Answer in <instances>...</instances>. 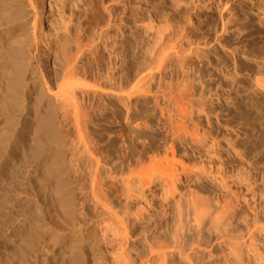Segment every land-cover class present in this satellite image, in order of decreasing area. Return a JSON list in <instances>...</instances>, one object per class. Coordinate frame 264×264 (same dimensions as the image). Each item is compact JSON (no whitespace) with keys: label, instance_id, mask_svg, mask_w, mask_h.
<instances>
[{"label":"rangeland","instance_id":"obj_1","mask_svg":"<svg viewBox=\"0 0 264 264\" xmlns=\"http://www.w3.org/2000/svg\"><path fill=\"white\" fill-rule=\"evenodd\" d=\"M97 1L99 9L96 14H92L94 16H90L89 20H84L85 11L83 8H72L75 9L76 13L71 15L69 21L68 16H70L71 10L69 7L65 8L64 11L54 9L48 12V18L44 24L46 37L44 38L45 41L40 44V48L47 51L48 56L45 62L48 69H55L54 60L59 58L57 56L60 55L62 50H65L71 44L72 38L70 35H72V31L78 28L77 24L83 22L88 37L99 38V42L97 40L99 52L96 51L99 66L97 65L96 68L100 67L98 69L101 70L100 74L103 75V78H108L105 82L106 79L103 80L101 76L102 80L100 79V81L105 85L108 84L110 78L112 82L113 80L129 81L127 88L133 92V96L131 95L130 100H128L129 102L122 97L103 94V96L98 97V101H95V104L98 105L94 104L97 107L96 109H94V105L91 106L92 109H90L91 107L88 108L90 105H85V107L88 106L85 111L88 109L89 114L92 112L90 122V128L93 129L92 138L96 141L104 159L109 164L119 165L123 156L131 160L139 154L143 155L145 152L144 156L146 154L150 156L152 153L157 152L159 154L156 153L155 155L161 157V153H164L165 148L170 145L173 136L169 122H166L168 121L167 118L163 117H167L168 111L166 108H168L169 98L167 97L168 101H166L163 95L165 94L164 91L171 85V81L175 87L177 80L182 81L187 78V75L200 78L199 81L204 83L200 84H203L204 87L199 86L200 84L197 83L199 85L196 87L195 93L196 96L203 94V100L207 102L211 111L209 112V122L204 119L203 115L198 113L197 109H194L195 112L192 116L195 119L193 123L196 124L197 121L201 124H199L201 135L204 134L205 129L209 131L204 142H193L188 133L186 137L180 138V140L176 138L177 142L174 138L172 139L174 143H178L177 147L179 146V149H177L178 159L188 163L191 167L197 165L198 170L202 168L201 166H203L202 169L206 167L209 172L211 171L210 175L203 174L201 170L197 171L194 168L198 173L201 172L200 175L203 174L201 180L204 181L197 183L193 181V177L190 180L187 178V184H184L181 188L183 199L180 205L172 199L169 205L163 207L164 201L159 194L155 197L148 196L151 203L148 208L145 201H143L145 204L142 201L133 203L134 209L138 205L142 209L146 207L141 211L142 215L140 216L146 217L147 222H142L144 225L142 223L141 225L137 218L132 219L134 233L129 243L134 247L141 248L145 232L150 236L155 225L161 230L169 231V229H175L177 226H185V228L194 231L198 225L197 219H199L202 221L203 227L206 229L211 227L212 229L211 233L208 231L209 236L204 233V239L212 246H218L221 238L218 235L217 238L214 234L217 227L213 222L211 224V220L219 215L223 217L222 225L219 227L220 230L226 228L237 236L232 239V244L247 241L248 230L254 229L253 226H256L258 220L257 224H264V92L261 93L260 85L258 86L259 79L264 78L262 77L264 76V0ZM227 3L232 9L230 12L225 7ZM81 18L84 21H81ZM181 29H183L181 34L186 33L190 36L187 37L190 38L188 42L187 39L184 41V44L186 45L185 42H187L188 45V48H186L189 49L191 42L194 49L195 46L198 47L196 49L200 51L199 58L203 56L206 59L202 57V61L200 59L196 63L197 59H194V57H198L194 55L198 56L197 53L199 52H196L195 49L196 54L192 50L194 57L191 55L189 61L186 62L185 69L189 68V71L185 70V73L188 74H182L184 72L177 63V66H175L173 62L168 63L167 67L172 66L168 70L165 68L164 72L163 70L159 71L164 73L162 76L154 68V72H156L154 74L155 80H152L153 82L150 80L148 82L150 84L146 85L150 89L141 86L145 92L140 89V91L137 90L139 94L136 95L138 93L136 91L138 89L137 80L141 77L142 71V75L148 71L147 68L152 62L150 60L153 59L152 57L156 59L158 57L156 52L161 50L158 48L157 51L151 52L152 48L156 49L159 46L158 44H161L158 43L155 47L154 43L169 34L168 36L172 35L171 38L174 39L170 43V46H172L173 42H178L176 36ZM181 34L178 35L179 38ZM5 36L6 46V40L10 41L13 36V39H17L14 31L12 33L10 31ZM169 37H166L168 40L161 38L162 40L158 42L163 44L169 41ZM104 38H107L110 42L111 40H117L123 43L122 49L119 46V51H117L122 55L118 59L116 58V61L114 56L110 59V53H108L109 51L103 43ZM162 44L160 45L161 48H164V45L165 47L169 45V43H167L168 45ZM170 46L167 49L171 48ZM152 53L155 56H152ZM148 54L152 55L149 56ZM88 58L85 57L87 65L89 64ZM191 59L194 61H191ZM111 60H114L112 61L114 63ZM10 65L7 66V69L0 68V75L3 70H6L4 72L6 73L7 70L12 68L11 72L9 70L11 74L15 68L13 64ZM175 67L178 68L173 70ZM127 68L131 69L127 70ZM189 72H191V75ZM8 73L5 77H3L5 74L1 75L2 78L0 77L1 104L6 101L3 95H5L7 84L15 77L13 75L15 72L12 73V77ZM128 75H131V79ZM163 88L166 89L163 90ZM146 89L148 90L146 91ZM153 95L158 96L159 101ZM163 98L164 100H162ZM195 100L198 101L197 98ZM197 101L194 102L196 106ZM9 103L11 104V102H8L4 106L0 104V145L3 143V146H0V264H92L93 260L98 261V254L93 253L98 249L96 247L91 248L92 246H84L86 248H82L83 254L80 256L71 255L74 253L71 251V242L73 241L71 239L74 236L73 234V237L71 234L69 235V230L63 225V205H60L57 197L52 193L55 183L51 179V181L46 180L45 177L48 157L46 153L40 157L36 156L38 145L42 146L44 144L43 146L46 145L47 147L49 144L48 148L49 146L51 149L54 147H52V134L47 130L52 129L48 128L50 125L47 124L48 127L46 126L45 129L43 127L41 133L36 132V129L40 130L38 124L43 110L32 103L31 106L29 105L28 111H31L29 115L25 112L22 114V110L18 111V108L10 107ZM127 113L129 117L126 115ZM190 123L192 124V122ZM56 124L59 134L57 135L61 143L59 157L63 159L62 165H64L60 169L62 170L60 175L67 178L69 184L68 187L66 184L68 189L66 187L64 189L67 191L71 189L70 193L74 198L72 200L75 202V206L79 208V212L82 211L83 216L88 215L86 219L90 220L91 217L92 220L93 216V220H95L94 218H97L98 212L95 217L94 214L97 210L94 209L93 202L89 199L91 197H87V193L82 189L83 184L81 185L86 178L83 175L85 173H82L84 169L81 171L78 169L79 167L76 166L77 168H75L74 165L76 161L73 157V151L75 150L73 144H76L74 140L77 139V132L71 125L72 123L65 121L60 114L57 116ZM22 142L24 143L22 144ZM182 154H186L188 158L182 157ZM220 168L225 176L223 178L220 176ZM224 178H226L227 183L222 182ZM190 190L193 191H191L192 193L197 192L201 197L206 196L210 200L209 205L211 206L209 208H211V212L208 221L205 220L203 223L202 209L195 210L190 204V198L194 197ZM113 194L117 201L122 203L123 197L118 186L113 190ZM76 204L80 206L84 204L86 207H83L86 213L80 210V206L78 207ZM93 230L91 233H86V235H91L93 241L95 238L92 235L96 237V242L99 240L100 245L97 243V247L101 248L100 250L107 256L105 257L110 260L112 256L109 254V244L101 239L98 229L93 228ZM211 234L214 236H211ZM257 238L259 242H264V236L260 237L259 235ZM90 253L94 254L95 259H92L94 256ZM246 255L247 251H244L243 256Z\"/></svg>","mask_w":264,"mask_h":264},{"label":"bare ground","instance_id":"obj_2","mask_svg":"<svg viewBox=\"0 0 264 264\" xmlns=\"http://www.w3.org/2000/svg\"><path fill=\"white\" fill-rule=\"evenodd\" d=\"M97 3V0H0V68L7 69V66H9L10 64H13L15 68H13L14 71L12 72H15L13 74L15 77L10 83L6 82L8 84L6 86L5 95H3V98L6 101L11 102L12 105L9 103L10 107L12 106L15 109L18 108V111L22 110V114H24L25 112L27 115H29L31 111H28V109L29 105L32 103L33 105L36 104V107H40V110H43L42 114L40 113V123L38 121L39 126L36 125L40 129V132L36 129V132L38 134L41 133V129H43V127L45 129L49 125L52 126L48 127L50 129L52 128L51 130H47L52 134V137H50L52 138L53 145H51L52 147L54 146L53 149H51L50 146L48 148L49 144L47 145V147L46 145L43 146L44 144L42 146L38 145V152L36 151V156L40 157L43 156L44 153H46V156L48 157V165L45 177L46 180H53L55 183V188L54 190H52V193L57 197L60 205H63L64 207L63 208L62 206H60L62 207V214L65 218H62L63 225H65L66 229L69 230V235L71 234L72 236L73 234L74 236H72L73 238L71 239L73 240L71 242V251H73L74 253L71 255H82V248L85 249L86 247L84 248V246L87 245V247L92 246L91 248L96 247L98 249L97 251L93 250V253L98 254V258L96 257L98 261H95L96 259L94 254L90 253L94 256H92V259H95L93 260V262L95 261L94 264H264V242H259L257 238L259 235L260 237L264 236V224H257L259 222L257 218L256 219L258 221L255 219L257 223L254 221L256 223V226L254 225L253 227L255 228L249 229L247 232V241L244 240L243 243L237 242L238 244L231 243L232 239L237 237L234 232L228 231V229L226 228L220 230L219 227L220 225H222L223 219V217L220 215L212 218L211 220V224L213 222V224H215V226L217 227V229H213L215 231V233H213L216 234L217 238L218 236L219 238H221L218 246H212V244L207 243V240L204 239V233L209 236L208 231L211 233L212 229L211 227L208 229L203 227V224L201 223L202 221L199 219H197L198 225L194 231L189 228H185V226H177L175 229H169V231L161 230L160 228H157L158 226L155 225L151 231L150 236H148V233L145 232L143 246H141V248L134 247L129 243V240L134 233V223L132 224V219L137 218V221H140V224L142 222L145 223V221L147 222L146 217H142L140 215H142L141 211H143L144 208L146 209V207L148 208L151 205L148 200L149 195L155 197L159 194L160 198L164 201L162 205L163 207L169 205L172 199H174L175 202L180 205L183 199V191L181 188L184 186V184H187L186 180H190L193 177V181L201 183L202 181H204L201 180V175H203L204 173L210 175L211 171L209 172L205 166L204 169H202L203 166H201V169L200 167H198L203 173L200 175L201 172H197L200 171L197 169V165L191 167L188 163L184 162L181 159H178L177 157L179 156L177 155L179 154L177 152V149H179V146L177 147L178 143L176 142L177 139L180 140V138L186 137L187 133L192 137L191 139L193 142H204L206 140L205 137L209 134V131L205 129L204 134L201 135L199 131L201 124L197 121L196 124L193 123L195 122V119L192 116L195 112L194 109H197L198 113L203 115L204 119L209 122V112L211 111L209 105H207V102L203 100V94L201 93L199 96H196V87L200 83H203L199 81L200 78L198 79V77L195 76L196 74L194 75L195 77L190 76L191 78L188 75H185L187 78L185 77L186 79H181L182 81L177 80L178 82L176 81L177 85L175 84V87L174 85H172L171 81V85L169 84V87L166 85V87H168L167 89L165 88L166 90L163 88V90H165V94L161 93L162 95L164 94L163 96H165L164 98L166 99V101L169 100V102H167L168 108H166V110L168 111L167 117L163 116V112L162 116L167 118L166 120L168 121L166 122H169L168 124L170 125L169 127L171 130V134L176 142L174 143V141H172L173 138L171 137L172 142L170 141V145L168 144L169 146L165 148L164 153L160 152L161 157L155 155L157 152L155 154L152 153V155L150 156L149 154H146L148 155V157H146V155L144 156V154L146 153L145 152L143 153V155L139 154L137 157L131 160L129 158L128 160L123 156L119 165H114L111 163L109 164V162L104 159L96 141L92 138L93 129L90 128L92 112L89 114L88 109L85 111V108H87L89 105L90 106L88 108H90L91 106L93 107L95 101H98V97L103 96V94H111L117 97H122L124 98V100L126 99V101L129 102L128 100H130L131 95L133 94V92H131L127 88L129 81L127 80L126 82L125 80L124 82L123 80H113L112 82L110 81V78V83L108 81L107 85L100 81L101 76L103 78V75L100 74L101 70H98L100 69V67L96 68L98 65L96 56L98 54L96 53L99 52V34L97 35L98 39H96V37H88L87 29L86 26H84L83 22L77 24L78 28L76 29L75 27L76 30L72 31V35H70L72 38H70L72 40L71 44L66 47L65 50L61 49L62 52L59 56H57L59 58H55L56 60H54V64L56 66L58 65V67L54 65L55 69H48V65L45 62L48 56L47 51L41 50L40 48V44L45 41L44 38L46 37L44 34V24L45 20L48 18V12H51L54 9L64 11L65 8L69 7L71 8L69 13L70 16L67 15L69 19L66 18L69 21L70 17H72L71 15H73V13H76L75 9L72 8H83V10L85 11V18H83L84 20H89L90 16H94L92 14H96L99 9ZM227 4H225V7L226 9L228 8L230 12V10L232 9L230 8L229 4ZM83 18H81V21L83 20ZM226 28L227 26L225 27V30ZM182 30L183 29L178 32V35L181 34ZM10 31L11 33L14 31V34H16V38L18 40L13 39V36L10 41L6 40V46L4 36L8 35ZM173 34L175 35V33ZM168 35L166 37H169ZM178 35H175L176 38H178V42H173L172 46H170V43L174 40L171 38L172 35L169 37V41L163 43H169V45L167 44V47L170 46L171 48L167 49L165 45L164 48L162 47L163 49L161 48L160 45L162 44V42L158 41L162 40L161 38L163 37H161L157 41V43H154L155 47H157L156 45L158 43L161 44H158L159 46L156 49L152 48L153 50H151V52H154L155 50L157 51L158 48H160L161 50L159 52H156V54L158 53V57H156V59L152 57L154 59L153 60L150 57L152 59L150 60L152 61L149 65L150 68L146 64L148 67H146L148 71H146L143 75L142 71L141 77L137 80L138 82H136L138 84V89H136V91H140L141 89V91L145 92V90L141 86H145L144 88L150 89L146 85L150 84L148 83L150 82V80L151 82H153L152 80H155L154 74L156 72H154V68L157 69L156 71L158 72L160 70H163L164 72L165 68H167L168 70V68L172 67H167L168 63L170 62L175 63V66H177V63L182 72H184L182 74H188L185 73V70L189 71V68L185 69L187 64L186 62L191 55L193 56L192 52L198 47L195 46L194 49V46L190 42V44H188L191 46L189 47V49H187V42L190 39L187 37L189 35H187L186 33H182L180 35V38ZM166 37H164L165 40H168V38L166 39ZM12 40L14 41L15 45ZM185 40L187 41L185 42L187 46L184 44ZM103 41L104 46L109 51L107 52L110 53V59H112V56H114L116 61V58L118 59V57L122 55L117 51H119V46H121L122 49L123 43H120L117 40H111L110 42L107 38H104ZM105 47L104 49H106ZM196 52H199L197 53L199 55L194 56L199 58V49H196ZM196 52L194 51V54H196ZM202 55L206 56L205 54ZM152 56H155V54H153ZM85 57H89L88 65L85 63ZM202 57L199 59L194 57V59H197L196 63L200 59L202 61ZM119 60L121 61V58ZM192 60L193 59H191V61ZM112 61L114 60H111V62ZM177 68L178 67H175L173 70H176ZM11 69H9L10 72ZM128 69L130 70L131 68H127V70ZM9 70H7L6 73H4L6 70H3V73L1 72V75L3 76L5 74L3 76L5 77ZM10 72L8 74H10ZM161 72H159L158 74L160 75ZM12 73L10 74V77L13 76ZM189 73L191 75V72ZM162 74L164 73H161L160 76H162ZM261 74L263 75L262 72ZM128 76L129 79H131V75ZM107 80L108 78L105 80V82ZM203 84H200L199 86L202 87ZM258 86L260 87V90H262L261 93L264 92V78L259 79ZM148 89H146V91ZM138 94L139 92L136 95ZM143 94L145 95V93ZM153 97L157 98V101H159L158 96L153 95ZM164 98L162 100H164ZM196 98L198 99V101L195 100ZM6 101L3 103L5 104ZM196 101L197 106L194 104V102ZM7 103L5 105H7ZM4 104L1 105L4 106ZM87 104L88 106L85 107V105ZM92 107L90 109H92ZM96 108L97 107H95L94 109ZM160 110L164 111L163 109ZM128 113L126 115H128ZM58 114L62 115L65 121H68L70 124L72 123L71 125H73L77 132V139L74 140L76 144H73L75 149H73V157L76 161L74 165L75 168L79 167L78 169H80L81 171L82 169H84L82 173H85L83 175H85L86 178L84 179V176L82 175L84 181H82L83 183H81V185L83 184L82 189L87 193V197H91L89 199L92 200V204L95 207L94 209L97 210H93L96 211L94 216L98 212L97 218H94L95 220H93V216L92 220L91 217L89 218L90 220L86 219L88 215H84V217L82 215L83 212H79V208L75 206V202L72 200L74 198L70 193L71 189H69V191L64 189L66 187V184L67 187L69 186V184L67 178L60 175L62 173V170L60 169L61 167H64V165H62L63 159L59 157V153L61 152V143L59 142L60 139L58 136V128L57 126H55V124L57 123ZM190 122H192V124ZM197 124L200 125L198 126ZM47 130L43 131L48 132ZM23 143L24 142H22V144ZM0 146H3V143ZM153 151L155 152V150ZM185 153L187 154V152ZM186 154H182L181 156L184 158H188V154ZM194 168H196L197 171H195ZM220 172L219 173L221 178L225 177L223 171H221V168ZM215 174L217 175V173ZM205 177L208 176L206 175ZM222 180V182L227 183L226 178ZM117 186L121 189V196L123 197L122 203L117 201L113 194V190ZM204 186L205 184L203 185V188ZM191 191L192 190H190V193L192 195L194 194V197H192V199L190 198V204L195 210L199 208L202 209L201 216L203 217L204 223V221H208L210 217V200L206 196L201 197L197 192L192 193L193 191ZM136 201H142V203L143 201H145L147 206L143 207L142 209L138 205L136 209H134L133 203H135ZM79 206L80 205H78V207ZM83 206L85 205L81 204L80 210L84 211ZM144 223L142 224L144 225ZM93 228L98 229L99 233L101 234V239L109 244V254L112 256L110 260L106 258L107 256L102 252V250H100L101 248L99 249V247H97V243L99 242V240L98 242H96V237L92 235V237L95 238L93 241V239H91L90 237L91 235H86V233H91ZM146 231L150 232L148 229H146ZM211 236L214 235L211 234ZM244 251H247V255L245 257L243 256ZM72 257L74 258V256ZM84 260L86 262V258ZM93 262L91 263L93 264Z\"/></svg>","mask_w":264,"mask_h":264}]
</instances>
